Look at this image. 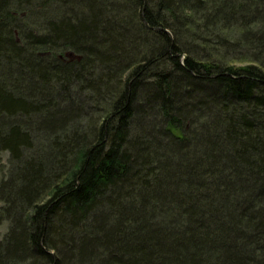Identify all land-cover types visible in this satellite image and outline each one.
<instances>
[{
  "label": "trees",
  "instance_id": "obj_1",
  "mask_svg": "<svg viewBox=\"0 0 264 264\" xmlns=\"http://www.w3.org/2000/svg\"><path fill=\"white\" fill-rule=\"evenodd\" d=\"M2 153L0 264H264V0H0Z\"/></svg>",
  "mask_w": 264,
  "mask_h": 264
},
{
  "label": "rangeland",
  "instance_id": "obj_2",
  "mask_svg": "<svg viewBox=\"0 0 264 264\" xmlns=\"http://www.w3.org/2000/svg\"><path fill=\"white\" fill-rule=\"evenodd\" d=\"M47 13V17H51L52 13L49 10L45 11ZM34 21V20H33ZM8 172V155L7 153H2L0 155V179L5 178ZM7 231V224H0V239Z\"/></svg>",
  "mask_w": 264,
  "mask_h": 264
},
{
  "label": "water",
  "instance_id": "obj_3",
  "mask_svg": "<svg viewBox=\"0 0 264 264\" xmlns=\"http://www.w3.org/2000/svg\"><path fill=\"white\" fill-rule=\"evenodd\" d=\"M144 24H145V26H146L147 28H149V26L147 25V23H146V22H144ZM154 30H156V31H161V29H154ZM164 32H166V33H167V31H164Z\"/></svg>",
  "mask_w": 264,
  "mask_h": 264
}]
</instances>
